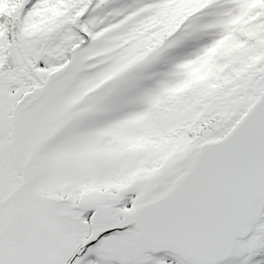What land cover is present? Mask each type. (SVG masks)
I'll list each match as a JSON object with an SVG mask.
<instances>
[{
	"label": "snow or ice",
	"instance_id": "6c2138e0",
	"mask_svg": "<svg viewBox=\"0 0 264 264\" xmlns=\"http://www.w3.org/2000/svg\"><path fill=\"white\" fill-rule=\"evenodd\" d=\"M0 264H264V0H0Z\"/></svg>",
	"mask_w": 264,
	"mask_h": 264
}]
</instances>
